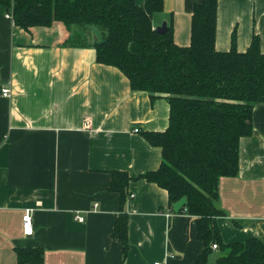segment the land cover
Returning a JSON list of instances; mask_svg holds the SVG:
<instances>
[{
    "label": "crops",
    "instance_id": "obj_1",
    "mask_svg": "<svg viewBox=\"0 0 264 264\" xmlns=\"http://www.w3.org/2000/svg\"><path fill=\"white\" fill-rule=\"evenodd\" d=\"M201 1L165 0L155 28L167 23L176 44L189 46ZM7 14L0 9V264H18L17 249H43V264H197V218L170 210L166 190L136 180L162 164L161 148L144 133L168 128L167 98L133 92L120 70L99 64L97 31L61 23L26 31ZM234 33L239 52L257 35L264 53V0H219L218 51L231 50ZM72 37L84 39L67 44ZM113 172L135 179L124 209L110 191ZM217 207L226 213L217 220L224 243L264 238V104L254 110L253 135L240 141L239 174L220 180ZM121 214L127 256L113 237ZM221 255L213 249L207 264Z\"/></svg>",
    "mask_w": 264,
    "mask_h": 264
},
{
    "label": "trees",
    "instance_id": "obj_2",
    "mask_svg": "<svg viewBox=\"0 0 264 264\" xmlns=\"http://www.w3.org/2000/svg\"><path fill=\"white\" fill-rule=\"evenodd\" d=\"M165 0H0L23 30L95 27L102 38L94 49L99 64L120 70L133 92L152 99L164 96L170 105L169 126L164 132H146L152 146L162 150L156 171L136 180L154 183L168 192L169 208L182 198L187 205L178 213L197 218L198 237L204 244L197 264H207L216 244L224 257L215 264H264V238L226 244L217 220L225 212L217 207L222 178L236 177L240 169V141L253 135L254 110L264 104V53L253 36L250 47L239 52L236 33L231 50L216 48L219 0H203L192 13L191 43L176 44L170 26L161 34L154 16L164 11ZM84 39L83 37H81ZM79 37V39H81ZM72 37L67 44H74ZM131 178L113 172L110 191L118 193L121 207L131 194ZM128 216L117 218L113 237L129 247ZM18 264H43V249H17Z\"/></svg>",
    "mask_w": 264,
    "mask_h": 264
},
{
    "label": "built area",
    "instance_id": "obj_3",
    "mask_svg": "<svg viewBox=\"0 0 264 264\" xmlns=\"http://www.w3.org/2000/svg\"><path fill=\"white\" fill-rule=\"evenodd\" d=\"M7 17L12 18L11 14H7ZM3 94L6 95L7 97H11V90L10 89H3ZM85 127L88 129L90 127V122H86L85 123ZM140 130L139 129H135V132L138 133ZM134 195H132L131 197H133ZM77 221L79 222H83L84 221V217L82 216H77L76 217ZM33 211L31 210H27L26 213L23 216V230H24V234L26 237H31L34 234V224H33ZM218 246L216 244L213 245V249L214 250H218ZM154 264H164L163 262L160 261H156Z\"/></svg>",
    "mask_w": 264,
    "mask_h": 264
},
{
    "label": "water",
    "instance_id": "obj_4",
    "mask_svg": "<svg viewBox=\"0 0 264 264\" xmlns=\"http://www.w3.org/2000/svg\"><path fill=\"white\" fill-rule=\"evenodd\" d=\"M167 30H168L167 23H163L162 26L156 28V31L161 34L166 33ZM187 203H188L187 198H182L179 202H177L174 205L175 212L181 211L187 205ZM224 256L226 255H221V257H224Z\"/></svg>",
    "mask_w": 264,
    "mask_h": 264
},
{
    "label": "rangeland",
    "instance_id": "obj_5",
    "mask_svg": "<svg viewBox=\"0 0 264 264\" xmlns=\"http://www.w3.org/2000/svg\"><path fill=\"white\" fill-rule=\"evenodd\" d=\"M89 29H92V30H94V31H97V33H98V37L99 38H102V36H101V31L100 30H98L97 28H95V27H90ZM76 42H80V41H83V39L81 38V39H76L75 40Z\"/></svg>",
    "mask_w": 264,
    "mask_h": 264
}]
</instances>
